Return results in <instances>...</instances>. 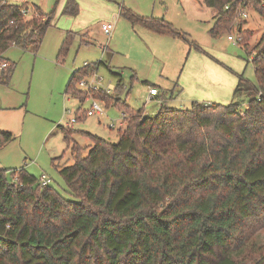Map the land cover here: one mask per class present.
<instances>
[{"label": "trees", "instance_id": "trees-1", "mask_svg": "<svg viewBox=\"0 0 264 264\" xmlns=\"http://www.w3.org/2000/svg\"><path fill=\"white\" fill-rule=\"evenodd\" d=\"M202 2L214 13L208 31L214 38L228 34L239 5L249 3L264 18V0ZM21 5L0 2V60L12 47L37 49L50 26L51 15L24 20ZM77 13L67 0L63 14ZM120 13L131 25L186 39L162 19L125 8ZM73 38L66 33L58 59ZM241 47L253 55L256 80L235 74L233 95L247 97L244 109L235 101L179 109L161 98L158 112L146 116L124 97L105 105L125 114L116 142L84 133L92 142L85 155L73 129L58 126L73 160L58 164L59 156L52 163L76 201L41 186L24 168L0 169V264H264V246L248 242L264 226V31L251 49ZM100 65L73 71L65 94L82 103L87 91L78 82ZM111 74L118 88L121 75ZM90 93L110 99L101 89ZM75 116L84 115L78 110ZM11 139L0 131V147Z\"/></svg>", "mask_w": 264, "mask_h": 264}, {"label": "rangeland", "instance_id": "rangeland-1", "mask_svg": "<svg viewBox=\"0 0 264 264\" xmlns=\"http://www.w3.org/2000/svg\"><path fill=\"white\" fill-rule=\"evenodd\" d=\"M21 1L41 7L46 19L49 15L52 19L37 49L12 47L7 51L12 72L7 83L0 81V131L10 132L12 139L0 147V169L20 170L24 166L36 179L44 174L51 179L49 187L64 199L76 201L52 160L62 156L58 164L69 165L73 157L58 126L78 110H86L91 102L86 98L99 100L104 112L102 116L80 118L74 123L72 132L80 145L92 143L78 132L116 142L123 112L115 106H105L116 100L126 98L129 108L141 109L146 116L158 112L161 98L166 106L179 109L190 108L194 101L220 105L235 101L241 110L247 97L233 95L235 74L243 72L252 84L256 83L251 65L253 55L227 39L228 35L238 36L237 24L242 29L241 44L246 43L249 49L261 36L264 18L249 3L236 7L234 24L228 34L214 38L208 32L210 10L195 0H73L78 13L71 16L63 14L67 0ZM122 8L141 15L163 16L186 39L156 35L132 26L121 15ZM102 23L114 24L110 36L100 32ZM85 31L91 33L96 43L88 47L79 43L77 35ZM67 32L74 33L75 38L65 57L58 59ZM79 38L88 39V36L79 35ZM98 44L112 52L109 60ZM99 61L105 65H100L84 80L102 88H114L107 94L110 99L82 92L84 97L80 103L66 95L65 87L73 70ZM111 72L121 75L118 88L117 78ZM150 84L158 86L159 98L148 97ZM248 242L262 250L264 226L250 233Z\"/></svg>", "mask_w": 264, "mask_h": 264}, {"label": "built area", "instance_id": "built-area-1", "mask_svg": "<svg viewBox=\"0 0 264 264\" xmlns=\"http://www.w3.org/2000/svg\"><path fill=\"white\" fill-rule=\"evenodd\" d=\"M1 4L3 5H8V4H21V3H17L16 0H0ZM23 5H21V7L19 8V13L21 15V17L24 19V20H28V19H31L33 17H36V18H41V20H45V16H40L36 9L31 6V5H28L26 3H22ZM225 8H227V6H225ZM10 24H13V22L11 21ZM113 28H114V24L113 23H102L100 25V29L101 31L103 32L104 35L106 36H110L112 31H113ZM227 39L233 43H237L239 44L240 46L242 45V38L240 36H230L228 35L227 36ZM10 67V63L6 60V59H2L0 60V81L1 79L6 75L8 69ZM94 74V73H93ZM91 77V76H90ZM78 86L80 88H83L84 90H86L87 92H91V91H98V90H102L104 91L106 94H110L112 92L113 89H110V88H102V87H99V86H96L94 85V83L92 82H89L87 80H80L78 82ZM158 94V91L155 87H150L148 89V97L150 99H153L156 95ZM86 100H89L91 101L88 108L86 110H83V115L85 117H91V116H102L103 115V108L102 106L100 105V102L92 97H89V98H86ZM161 104V103H160ZM206 106H209V104H206V105H203V107H206ZM125 117V114L122 113V121L120 122L119 124V127L123 126V119ZM76 122V116H73L72 118H70L66 123H64L62 125V127L66 130H72L73 129V125L74 123ZM112 128V127H110ZM39 182H40V185L41 186H47L51 183V179L48 178L46 175L42 174L40 177H39Z\"/></svg>", "mask_w": 264, "mask_h": 264}, {"label": "crops", "instance_id": "crops-1", "mask_svg": "<svg viewBox=\"0 0 264 264\" xmlns=\"http://www.w3.org/2000/svg\"><path fill=\"white\" fill-rule=\"evenodd\" d=\"M195 1H197V3L200 5V6H202L203 8L205 7V8H208V7H206L204 4H203V2H202V0H195ZM16 2L17 3H26L27 4V2H25V1H21V0H16ZM31 6H33V5H31ZM33 7H37V8H40L42 11H43V9L41 8V7H39V6H33ZM209 10H210V20L208 21V23H210V28L212 27V25H213V22H214V19H213V17H214V13H213V11L210 9V8H208ZM128 10H130L131 12H133V13H135L136 15H138V16H140V17H144V18H156V19H162V20H164V21H166V22H168V23H170L171 25H172V23L171 22H169V21H167L163 16H160V17H154V16H148V15H141V14H138L137 12H135V11H133V10H131V9H128ZM44 12V11H43ZM52 19V18H51ZM50 24H51V21H50ZM132 26H140V27H142V28H144L142 25H140V24H134V25H132ZM173 26V25H172ZM144 29H146V28H144ZM99 30H100V32H102L101 31V29H100V26H99ZM146 30H148V29H146ZM149 31V30H148ZM113 32V31H112ZM151 32V31H150ZM151 33H153V32H151ZM102 34H103V32H102ZM153 34H155V33H153ZM184 34V33H183ZM79 35L80 36H83V35H86V36H88V39H80L79 38ZM156 35H158V34H156ZM77 39H78V41H79V43L81 44V45H83L84 47H88V46H91V45H93L94 44V42H95V39H94V37L91 35V33H89V31H85L84 33H81V34H78L77 35ZM257 41V40H256ZM96 43V42H95ZM256 43V42H255ZM254 43V44H255ZM100 47V49L102 50V52L104 53V54H106L107 55V58H108V60L111 58V56H112V52L111 51H109V50H104L102 47H101V45L100 44H98ZM253 46V45H252ZM6 54H7V52L4 54V56H5V58H6V60H7V57H6ZM8 61V60H7ZM9 62V61H8ZM104 65H105V62H102ZM86 65H88V64H86ZM86 65H84V66H86ZM84 66H82V67H84ZM81 67V68H82ZM77 69H79V68H77ZM77 69H75V70H77ZM75 70H73V71H75ZM73 73V72H72ZM118 73V72H117ZM235 80L237 81V78H236V75H235ZM3 83V82H2ZM235 85H236V82H235ZM150 87H155L156 89L158 88V86L157 85H155V84H150V86L148 87V89L150 88ZM235 88V87H234ZM114 89V88H113ZM159 89H157V91H158ZM234 91V90H233ZM160 96H159V91H158V94L153 98V99H155V98H159ZM158 102L159 103H162V101L161 100H158ZM192 103H197V104H200V105H206V104H215L214 102H212V103H210V102H204V101H201V102H199V101H194V102H192ZM191 103V104H192ZM81 119H84V118H86L85 116H81L80 117ZM80 118H79V120H80ZM10 133V132H9ZM75 133V132H74ZM74 133H72L71 134V138H72V140L75 142V143H77L78 145H79V147L81 148V153H82V155H85L86 153H87V150L91 147V145H90V142L89 143H85L84 145H80L77 141H76V138L74 137ZM78 133H80V134H82V135H84L85 136V134L84 133H87V132H78ZM90 134V133H89ZM86 137V136H85ZM89 139V138H88ZM90 140V139H89ZM91 141V140H90ZM92 143V142H91ZM85 147V148H84ZM83 148L84 149H86L85 150V152L83 151ZM85 153V154H84ZM23 168H24V166H23Z\"/></svg>", "mask_w": 264, "mask_h": 264}]
</instances>
